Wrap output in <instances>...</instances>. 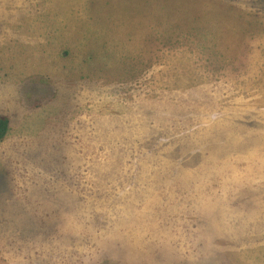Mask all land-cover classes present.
<instances>
[{"label": "rangeland", "instance_id": "rangeland-1", "mask_svg": "<svg viewBox=\"0 0 264 264\" xmlns=\"http://www.w3.org/2000/svg\"><path fill=\"white\" fill-rule=\"evenodd\" d=\"M0 264H264V0H0Z\"/></svg>", "mask_w": 264, "mask_h": 264}, {"label": "trees", "instance_id": "trees-1", "mask_svg": "<svg viewBox=\"0 0 264 264\" xmlns=\"http://www.w3.org/2000/svg\"><path fill=\"white\" fill-rule=\"evenodd\" d=\"M9 129V120L6 116L0 115V141L6 136Z\"/></svg>", "mask_w": 264, "mask_h": 264}]
</instances>
